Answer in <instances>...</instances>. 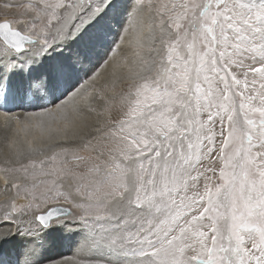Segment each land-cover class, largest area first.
I'll return each instance as SVG.
<instances>
[{
	"label": "snow or ice",
	"instance_id": "6c2138e0",
	"mask_svg": "<svg viewBox=\"0 0 264 264\" xmlns=\"http://www.w3.org/2000/svg\"><path fill=\"white\" fill-rule=\"evenodd\" d=\"M14 6L21 19L0 22V111L18 122L7 113L34 109L22 128L46 143L13 139L0 159V225L29 217L0 231V248L19 236L78 243L82 264H264V0L3 4ZM132 11L147 31L93 129V94L76 84L120 47L117 17ZM33 251L23 264H39Z\"/></svg>",
	"mask_w": 264,
	"mask_h": 264
},
{
	"label": "bare ground",
	"instance_id": "6f19581e",
	"mask_svg": "<svg viewBox=\"0 0 264 264\" xmlns=\"http://www.w3.org/2000/svg\"><path fill=\"white\" fill-rule=\"evenodd\" d=\"M1 1L9 2V3H13V4H14V2H17L18 4L27 3V0H0V2ZM121 2H122V0H121ZM4 11H5V9L2 8V7H0V14H2ZM133 12L135 14L134 16H135V19H136V22L135 23H137L139 25V30H134L131 35H128L124 31H121L120 34L123 36V41H126V42H129V41L135 39L136 38V35H139L141 31L145 32V30L147 29V25H148V24L147 25H145V24L147 22H149L148 17L144 13H139V12H136V11H133ZM4 20H7V19H4ZM113 27L114 28H118V26H117L116 23L113 24ZM124 28H126V27H124ZM120 50L123 51V50H125V48L122 49L121 47H119V53H117V57H115L114 59L112 58L113 60L110 61V63H107L106 65H103L99 69L100 70V73H96L97 74L96 75V81H98L99 83L95 82V80L90 79L84 85V89L86 87L87 88L88 87L90 88L92 86H95V84H97L98 86L102 85L103 82H101V81L104 79V77L106 75H107V77H111V78H114V79L115 78L120 79V78H122V77L125 76V74L127 72V69L124 70V71H121V70H118L117 68H115V66H116V64H121L124 61V59H127V58L129 59L128 64H130L131 55H128L126 53L128 51L121 52ZM104 55L105 54L103 52H101V56H102V59L100 60L101 62L104 60ZM101 62H99L94 69H92L91 71H89L88 72V75L89 74H92V73L94 74V71L100 66ZM86 76L82 75L81 76L82 80H85L86 79L85 78ZM104 80H106V79H104ZM78 84L79 83L76 84V87L78 86ZM71 90L72 89L70 88V91ZM33 110L34 109H20V111H15L12 114L7 113V116L9 118H11L13 116L19 117V121L18 122L12 121L11 119H9L8 122H6V120H5V113L4 112H0V145H1L0 147L3 148V150L0 151V159H3V157L8 154V147H7L8 143L6 144V143H4V141H6V140H8L10 138H13V139H17V140H19L21 142L22 139L20 137H18V136L16 137L14 135L15 132H13V131L16 128H17V131L21 133V135H24L25 136V138L26 137L32 138L34 140V143L35 144H44V143H46L45 141H41L38 138V133L35 132L33 129H27V130H25V129L22 128V124L25 121V117H26L27 113L29 111H33ZM89 120L91 122L92 128L94 129L99 123H102L103 118L101 116L98 117L97 114H95L94 112H92L91 115L89 116ZM14 126L16 128H14ZM95 134L96 133L93 131L92 135L89 136V137H92ZM77 142L78 141H76V142H68V143H66V145L73 144V143H77ZM59 144H63V142H61ZM0 184L3 185V179L0 180ZM0 195H1V193H0ZM28 219H29V217L23 216L22 217V220L23 221H20L21 220V217H17V219H16L17 220V223L14 224V227H12V228H10V227H4V228H1L0 231L6 232L9 229H11L12 232H15L16 231V224H20L21 227H28L29 226L27 224V220ZM20 238H22V237H20ZM27 240L28 239H26V242L29 245H32L31 247H33L32 249H34V251L32 252L33 258L35 260H38L39 261V264H43L44 262H48V261H49V263H47V264H82V262H84V261H82V262L81 261H75V260H73L71 258H64V257H62L60 259H58L59 257L57 258V256H60V257L61 256H64L65 254H68V253H70L73 250V249L70 250L71 245H69V243L70 242H73L71 240L64 239V240H60V241H58V242H56L54 244L45 242L43 245H37L34 242H32V241L29 242ZM14 241H15V239L14 240H11L12 243ZM10 252L11 253L4 254V255H0V259L3 258L4 261H5V264L6 263L13 264L14 260L16 259V256L13 253L12 249H11ZM27 253H29V252H27ZM27 253H24L23 254V258L22 259L19 258V260H21L20 261V264H23L24 259H25V255ZM75 256H77V257H79L80 259H83V260H86L88 258L87 257V254L84 253V252H82L80 250V246H79V251H76ZM17 258H18V256H17Z\"/></svg>",
	"mask_w": 264,
	"mask_h": 264
},
{
	"label": "rangeland",
	"instance_id": "374dc122",
	"mask_svg": "<svg viewBox=\"0 0 264 264\" xmlns=\"http://www.w3.org/2000/svg\"><path fill=\"white\" fill-rule=\"evenodd\" d=\"M125 2H126V0H122V2H121V8H123ZM3 3H5V2L4 1H1L0 2V7H2V8H4L3 7ZM17 4H18L17 2H14L13 5H17ZM20 11H21V9H19V8L15 7V6L13 8H10V9H5V11L2 14H0V22H3L4 19H7V20H11V19L12 20L21 19V17H19V15H18V13ZM130 11H131V9H130ZM134 15L135 14L132 11V17L130 19L125 20L122 15L119 16V17H117L118 20H120V21L123 22L124 27H126V29H127V31H124V32L127 33L128 35H131L134 30H139V25L137 23H135L136 22V19H135V16ZM148 23L149 22H147L145 25H147ZM146 31H147V29L145 30V33H146ZM117 43L120 44V47L122 49L125 48V50H123V51H128L126 53L128 55H131L132 49L129 46V42L123 41V43L121 44L120 41H119V39H117ZM120 51L123 52L122 50H120ZM117 53H119V48L116 49V50H114V51H112V52H109L107 55H104V60L102 62L100 61L101 64L94 71V73H100V70L99 69L103 65H106L107 63H110V61H112L115 57H117ZM128 61H129L128 58L127 59H124V61L121 64H116L115 68H117L118 70H121V71L126 70L130 66V64H128ZM92 75H93V73L87 75L85 77L86 78L85 80H82V78H81L80 79V82H79V84H78V86L76 88H80L81 85L84 86L86 84V82H88L91 79ZM104 79H106V80H104ZM104 79L101 81V82H103V84L100 85V86H98L97 84H95V86H92L90 88L89 87L88 88L86 87L87 88V91L88 92H91L93 94V97H94L92 99V102H91L90 107L93 108V109H95L94 113L97 114L98 117L101 116L103 118L102 123H99L96 127H102L104 125V122H105V119H106V116L104 115L105 105H104L103 101L100 99V97L103 96V95H110L111 94V86H112V82L114 80L116 81V86H117L116 87V90L117 91H119L120 89L127 90V87H128V84H129V81L125 78V76L122 77V78H120V79H118V78H115L114 79V78H111V77H107V75H106L104 77ZM95 82L99 83L98 81H96V78H95ZM81 91H83V89H81ZM112 116H113V118H116L115 111H113ZM204 118L206 119V116ZM217 127H218V125H217ZM14 128H16V127L14 126ZM13 132H15L14 135L16 137L18 136V137H20L22 139L21 142H23L25 140H31L34 143V140L32 138H29V137H26L25 138L24 135H21V133L17 131V128ZM93 136H96V134L93 135ZM93 136L92 137H88V139H93ZM11 140H13V138H10V139L4 141V143L7 144ZM95 142H96V140L93 139V143H95ZM78 144H79V142L73 143V144H68V145H66V143H63V144H59L58 147L56 149H54V150L59 151V148L60 147H67L69 149H74V148H77L78 147ZM2 150H3V148L0 147V151H2ZM45 154L50 155L51 153L48 152V153H45ZM82 154H84V153H82ZM96 154H97L96 152H92V155L93 156H95ZM34 158H40V156L38 155V156H36ZM214 158H215V153L213 154V163L210 164L209 161L206 160V161H204V167H216L217 168V172H216L215 176H213V174L211 172L207 173V175L210 176V177H213V180L215 181L217 179L218 175H219L218 169L221 166V163H220L219 160H216ZM67 159L70 162V164L75 163L74 161L71 160V156L70 155L67 157ZM80 170L82 171L83 169H80ZM2 179H3V176L0 175V180H2ZM36 179H37V181H39V180L44 179V178L43 177H37ZM200 184H201V187H202L203 180H201ZM44 187H45V185H40L38 190H42ZM0 193H1V195H0V202H3L4 199H5V197H6V195H9V193H5L3 191V185H1V184H0ZM50 203L65 204V201L63 199H61L59 201H54V202H50ZM47 207H49V205H44L41 208V211H43ZM26 217H28V216H26ZM20 221H23L22 220V217H21V220ZM16 223H17V220H16ZM4 227H10V228H12V227H14V224H3V225H0V229L1 228H4ZM23 239L18 236L13 243L10 241V243L2 246V248H0V255H4V254L11 253L10 251L12 249V251L15 254L16 258L18 256V260H19V258L22 259L24 253H27V252H30V251L33 250L32 249L33 247H31L32 245H29L26 242V239L27 238H25L24 240ZM77 239H79V238H77ZM27 241H29V240H27ZM29 242H31V241H29ZM69 245H71L70 250L71 249H73V250L70 253L65 254L64 256H61V257L60 256H57V258L59 257L58 259L64 257V258H71V259H73L75 261H81V262L82 261L85 262L88 259L87 258L86 260H83V259H80L79 257L75 256L76 251H79L80 244L75 243V242H70ZM20 261L21 260H19V263L18 264H20ZM47 263H49V261L48 262H44L43 264H47Z\"/></svg>",
	"mask_w": 264,
	"mask_h": 264
}]
</instances>
